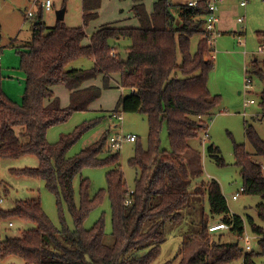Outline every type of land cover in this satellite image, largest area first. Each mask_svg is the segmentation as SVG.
<instances>
[{
    "label": "trees",
    "instance_id": "16d2710c",
    "mask_svg": "<svg viewBox=\"0 0 264 264\" xmlns=\"http://www.w3.org/2000/svg\"><path fill=\"white\" fill-rule=\"evenodd\" d=\"M133 1L131 10L137 25L105 24L89 37L84 27H69L63 21L45 26L40 11L32 39L18 50L20 68L26 73L21 104L4 92L0 67V158L35 156L38 167L15 172L43 180L56 196L58 206L61 208L64 201L74 219L71 228L62 216L63 226L57 228L40 200L17 201L13 209L5 210L0 198V220L18 218L37 226L21 237H7L0 242V255L3 259L20 258L24 264H152L166 242L165 225L180 222L183 210L197 196L208 201V215L229 224L227 231L237 239L221 241V235L216 241L211 240L204 210L200 230L183 235L178 251L164 264H228L241 256L244 264H255L256 255L264 254V229L249 219L252 231L259 236L261 253L243 255L239 243L246 229L245 219L231 213L218 181L210 179L205 188L191 190L190 167L183 158L190 149L189 141L209 130L205 118L219 103V95L212 94L208 86L215 51L204 37L203 19L197 18L208 12L207 0H198L197 7L154 0L151 9L144 0ZM100 6L101 0H83L84 26L97 17ZM197 34L202 37L193 51L191 40ZM120 38L131 40L124 59L111 45L112 40ZM82 57L93 61L92 68L68 69ZM255 72L264 76L259 70ZM57 86L69 93L67 107L54 92ZM114 87L128 90L118 103L122 111L145 115L149 124L148 149L138 147L130 160L139 170L137 187L132 193L120 167L119 151L100 158L108 141L106 136L73 157H68V152L80 134L63 135L56 144L47 141L50 128L66 122L73 112L90 110L104 89ZM259 105L264 116V90ZM164 127L170 151L162 148ZM245 132L256 154L264 159V140L255 126L245 121ZM207 150L218 163H224L217 147L209 145ZM165 153L169 155L164 156ZM235 161L243 179V193L262 199L256 211L264 221V163L255 161L240 143H235ZM101 165L112 167L107 172L113 226L110 235L102 220L89 229L84 227L103 191L92 197L89 179L82 172ZM202 174L199 166L194 177ZM78 176L79 206L73 187ZM128 195L132 198L130 204L125 203ZM196 239L203 246L188 256L186 243Z\"/></svg>",
    "mask_w": 264,
    "mask_h": 264
},
{
    "label": "rangeland",
    "instance_id": "374dc122",
    "mask_svg": "<svg viewBox=\"0 0 264 264\" xmlns=\"http://www.w3.org/2000/svg\"><path fill=\"white\" fill-rule=\"evenodd\" d=\"M169 1L176 5L185 3L187 0ZM153 2L154 0H144L148 9L152 8ZM40 3L41 0L34 8L35 18L42 11L43 23L48 27L56 25V11L63 7H66L63 22L69 27H84L87 33H93L102 24L109 22L114 23L117 21L119 25L123 26L138 24L131 10L134 5L133 0H101V6L97 11L98 16L91 20L87 26H84L83 23V0H56L55 7L49 11L41 10ZM32 5L33 0H0L2 86L4 92L19 104L22 103L26 86V73L20 68L18 50L23 49L32 39L35 18L26 20L27 11L31 9ZM222 13V10H220V23L223 21L224 16L225 29L227 30L220 33L213 46L216 58L208 79L211 93L219 95V103L212 110L211 115L205 118V121L209 124V138L204 142V134H202L198 138L191 139L189 141L190 149L184 154L183 158L190 167L191 190H195L197 187L205 188L210 179L219 182L231 213L243 217L246 221L245 231L251 238L249 242L251 250H246V241L242 238L239 244L243 249V255L247 252L257 254L261 253L259 236L252 231L249 219H253L256 225L264 229V221L259 218L256 211V206L262 199L257 195L242 193L238 199L234 200L232 195L243 186L240 168L235 163V143L244 144L246 151L252 155L255 161L264 163V159L256 154L255 148L248 140L245 132V121H248L255 126L258 134L264 140V116L261 115L259 105L264 90V76L261 77L255 72L264 67V54L261 52V50H264V2L262 0H252L245 10L239 6L238 0H231L225 6L224 14ZM240 16H246L243 24L237 20ZM262 33L263 35H261ZM201 37L202 34L192 37L191 48L193 51L197 49ZM111 45L119 56L124 59L127 56V48L131 45V40L120 38L112 40ZM92 66V60L82 57L71 63L68 69L72 67L90 69ZM246 76H252L253 79L252 88L250 89H246ZM245 90L250 91L247 96ZM55 91L60 97L62 105L67 107L70 104L67 90L62 86H57ZM127 93L128 90L122 88L104 89L101 98L90 110L73 112L66 122L50 128L47 133V141L50 144H56L63 135L80 134L79 140L68 152V157H73L79 154L82 149L106 136L108 141L100 155V158L106 159L110 153L117 152L110 143L112 136L135 135L137 142H125L119 151L120 167L125 175L127 189L130 192L136 190V180L139 177V170L131 164L130 160L134 157L138 147L148 149L149 124L145 115L123 112L121 107L118 106L122 95ZM246 97L255 100V103L249 105L247 109L244 105ZM117 112L120 113V117L116 115ZM161 141L162 148L170 151L166 127L161 132ZM209 145L218 148V154L224 161L223 164L218 163L209 153L207 150ZM163 155L167 156L169 154L165 153ZM38 166L39 160L33 155H25L19 159L0 158L1 207L5 210H11L15 207L17 201L37 199L41 201L43 210L57 228L63 226L62 216L65 224L73 228L74 219L68 211L67 204L63 201L60 208L56 196L46 187L43 180L15 172V170L19 171ZM199 166L202 167L203 174L200 177H194V172L199 169ZM111 168L110 165H101L87 167L82 172L83 177L89 179L92 197L103 191L102 199L85 219L84 227L89 229L97 221L102 220L108 235L113 230L112 207L107 192V172ZM73 187L75 201L79 206V176L74 180ZM204 210L207 213V227L210 223L219 220L208 215V201H202V199L195 196L190 201L189 206L183 210V217L180 222H168L165 225L166 242L162 246L160 256L152 264H164L178 251L183 241V235L200 230L201 216ZM10 221L13 226L9 225ZM36 227L35 223L18 218L0 220V242L7 237H21L26 230ZM221 235V241H235L237 239L234 234L227 230L208 236L211 240L216 241ZM195 236L198 237V235ZM186 246L187 254L191 256L203 245L196 239L186 243ZM8 262L24 264L20 258L9 257L3 259L0 255V264ZM229 264H244V258L241 256ZM255 264H264V254L256 255Z\"/></svg>",
    "mask_w": 264,
    "mask_h": 264
},
{
    "label": "built area",
    "instance_id": "2783aa9c",
    "mask_svg": "<svg viewBox=\"0 0 264 264\" xmlns=\"http://www.w3.org/2000/svg\"><path fill=\"white\" fill-rule=\"evenodd\" d=\"M39 1L40 0H33V5L31 7V9L27 11V14H26L27 19L35 18L34 8L36 5H38ZM250 1H252V0H238V3H239V6L241 8L246 9V7L248 6ZM225 2H226V0H207L208 12L205 14L197 16V18H199V19L201 18L204 21V24H203L204 37L207 39L208 43L210 44V46H212V48L216 42L217 37H219V35H220V32L218 30V25H219L218 23H220L219 12L221 10L222 5ZM262 2H264V0H262ZM55 3H56V0H41L40 8L42 10L49 11L55 7ZM185 4H187L189 7H197L199 4V1L198 0H187L185 2ZM245 18H246V16H240V17H238L237 20L239 23L243 24L245 22ZM261 52L264 54V50H261ZM112 54H115V53H112ZM1 58H2V55L0 52V60H1ZM214 58H215V54H214ZM258 70L264 74V67H263V69L259 68ZM245 81H246V89L252 88V83H253L252 76H246ZM249 92L250 91L245 90L246 96L248 95ZM253 103H255V100L247 99V97H246L245 102H244L245 109H247V107ZM245 113H246V110H245ZM116 115H118V117H120L119 114H116ZM208 138H209V135H208V130H207V131H205V133L203 135V141L205 142ZM135 141H136V136L133 134H128L126 136L125 135L112 136L110 138L111 146L116 151H120L123 143L135 142ZM132 192L133 191H130V193H132ZM243 192H244V187L242 186L238 192H236L235 194L232 195V198L234 200L238 199L239 196ZM131 201H132V198L130 197V195H128L125 199V203L130 204ZM9 225L13 226V223L11 222V223H9ZM207 228H208V233L212 235V234L219 232V231L229 230L230 225L227 224L223 220H218L214 223H210ZM243 239L246 241V246H245L246 250H251V246L249 245L251 238L248 236L246 231L243 234ZM6 264H15V263L14 262H8Z\"/></svg>",
    "mask_w": 264,
    "mask_h": 264
},
{
    "label": "crops",
    "instance_id": "0c3cea01",
    "mask_svg": "<svg viewBox=\"0 0 264 264\" xmlns=\"http://www.w3.org/2000/svg\"><path fill=\"white\" fill-rule=\"evenodd\" d=\"M231 2V0H226V2L222 5V7H221V10H222V14H224V11H225V6L227 5V3H230ZM247 8V7H246ZM246 10V9H245ZM84 11V10H83ZM173 12L174 13H176V9L174 8L173 9ZM65 15H66V13H65ZM83 15H84V12H83ZM98 16V15H97ZM116 22V24L118 25V26H123V25H119L118 24V22L117 21H115ZM84 23V22H83ZM112 22H109V23H104V24H102V25H105V24H111ZM225 20H224V16H223V21L219 24V26H218V30H219V32L221 33V32H223V31H225V30H227V29H225ZM101 25V26H102ZM97 30V29H96ZM86 33H87V31H86ZM92 33L91 32H88L87 33V35H88V37L91 35ZM115 53L116 54H118L117 52H116V50H115ZM215 58H216V55H215ZM1 60H2V58H1ZM1 60H0V62H1ZM54 92H55V94H56V91H55V89H54ZM68 92V91H67ZM69 94V93H68ZM57 95V94H56ZM58 96V95H57ZM59 97V96H58ZM60 98V97H59ZM61 100V99H60ZM62 103V102H61Z\"/></svg>",
    "mask_w": 264,
    "mask_h": 264
},
{
    "label": "water",
    "instance_id": "95a60500",
    "mask_svg": "<svg viewBox=\"0 0 264 264\" xmlns=\"http://www.w3.org/2000/svg\"><path fill=\"white\" fill-rule=\"evenodd\" d=\"M65 13H66V7H63L56 11V19L58 21H64L65 19ZM38 23V22H37ZM241 93V92H240Z\"/></svg>",
    "mask_w": 264,
    "mask_h": 264
}]
</instances>
